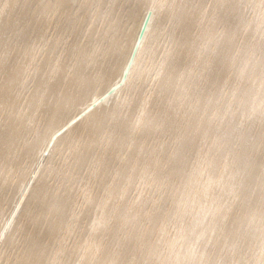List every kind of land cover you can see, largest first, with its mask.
Segmentation results:
<instances>
[{"label": "bare ground", "instance_id": "1", "mask_svg": "<svg viewBox=\"0 0 264 264\" xmlns=\"http://www.w3.org/2000/svg\"><path fill=\"white\" fill-rule=\"evenodd\" d=\"M74 1L70 0V4L66 6V0H0V61L8 67L7 72L0 76V111L6 108L13 110L17 106L16 98L20 94L18 90L26 84L28 67L35 57V44L40 45L48 41L46 29L51 28V23L57 22L63 13L67 17L71 16L69 19L72 24L73 16H77L79 9L82 13L86 12L88 0V3L81 2L77 7L73 5ZM115 1H110L111 6ZM206 1L198 0L195 8L188 11L190 0H160V8L155 6L157 0H133L135 4L129 6L126 19H114L110 22L109 30L103 32L102 35L108 37L106 46L103 43L104 46L97 51L89 47V43L80 46L82 48H76L79 51L69 62L63 60L59 63L60 58L56 60L59 61L57 68H53L48 78H41L37 83L33 78L36 92H30L29 99L22 107L30 108L29 119L33 123L36 121L39 106H43L45 114L48 115L44 120V130H39V124H30L29 133L33 136L29 135L21 140L22 151H31L32 157L23 175L17 180L12 197L0 207V233L30 177L37 167L38 169L0 239V264L39 263L45 251L50 249V245L43 246L45 238L54 239L55 244L50 250L48 264H207L209 259L211 264H218L213 261L214 257L222 256V248L225 245H228L229 249V244L226 243L234 240L231 235L237 226L242 235L240 240L247 241L251 248H248L245 254H233L235 258L232 264H264V206L260 209L250 208L247 222L244 224L242 214L233 212L237 190L256 186L255 193L258 197L261 194L260 200H264V159L261 161L260 158H264V0H209L211 7L208 6V9L206 6L207 11ZM101 3H105V0ZM120 3L123 1L120 0ZM100 5L102 4L99 2L96 10H101ZM247 5L253 12L248 10L251 14L246 15ZM109 8L107 11H112ZM99 11L98 13H101ZM148 12L150 17L146 29L124 83L99 101L103 94L120 81ZM46 15L51 16V20ZM166 18L172 20L170 25L167 23L169 27L175 21L180 28L178 30H181L179 39L181 44L185 45L183 55L179 57L178 54L179 58H174L171 52L164 50L151 88H148L144 95L136 90L134 92L138 95L133 96L131 92L132 89L135 90L136 82L141 78L143 81L148 71L142 68L140 62L143 56L152 50L150 39L161 33L162 23ZM197 22L200 28L198 27L195 33L196 29L193 32L192 30ZM94 23L96 24L95 21ZM176 24L172 26L173 31L176 30ZM31 28L35 29L36 33L30 39L28 35ZM87 34L89 35V32ZM168 34L171 36L172 31ZM93 38L95 41L96 38ZM53 45L55 42L50 44L52 49L55 47ZM40 49L42 50L41 47ZM56 56L58 58L62 54ZM97 56L101 58L96 64ZM41 58L37 60L35 57V60L40 61ZM35 60L34 63L37 62ZM64 68L70 70L69 74L66 73L69 75L67 78H63L65 74L62 75ZM178 73L184 79L188 73H196V78L200 81L194 77L195 81L191 80V83L186 85V92L193 96L192 111L187 113L186 117H181L182 122L176 123L169 117L156 129L158 124L150 117V107L155 97L161 95L173 76ZM137 88L139 89V85ZM14 89L16 92L13 93ZM218 97H221L220 100ZM90 105L92 108L86 114L68 126L71 120ZM123 107L128 108L126 115L118 117L117 113ZM35 110L37 111L34 116ZM134 111L135 119L132 115ZM213 111L217 119L214 113L212 114ZM121 112H124L123 109ZM104 119L109 120L108 124L105 121L109 130L107 129L106 137L103 135L105 143L102 144V151L99 152L98 148L99 153L94 152L97 154L94 160L97 164L108 163V154H111V151L119 152L118 148L121 147L122 151L116 155V164L111 166V173L106 176L97 170L98 167L88 168L92 170L90 177H86L80 187L78 185L76 194L70 184L64 185L65 181L62 189L47 192V175H53L57 169L55 167L54 170L50 162L54 154L61 150L60 145L67 143L68 138L75 132L82 131H85V137L89 139L88 144L93 143L96 140L95 134H99L100 129H103L101 123ZM19 122L22 124L18 125V128L24 127L22 120ZM66 125L68 127L61 134H57L49 146L52 136ZM255 125L260 127H256L260 129H257L256 133ZM25 127L20 133L22 137L28 131ZM29 127L27 124V128ZM10 142L9 138L5 141L6 144ZM144 150L145 155L142 154ZM256 150H259L261 155H253ZM89 154L90 148L74 154L73 157L77 162H84ZM220 166L222 170L219 169ZM97 178H100V181H97L104 186L101 198H95L96 194L92 193V183ZM155 187L163 191L177 190L171 196L175 203L173 208L165 206L169 198L162 199L165 205L149 208L151 202L143 195V191ZM132 189H136V194L129 197ZM166 190L165 192H168ZM44 195L47 197L44 198ZM31 196L35 198V213L30 208L21 225L26 222L25 224H36L37 227L41 222H46V227L43 231L39 228L33 230L34 233L27 237L26 242L23 241L24 255H14L16 258L11 260L8 252L3 253V247L12 234L20 229L21 213ZM79 197L84 201L80 202ZM170 200L172 201L171 198ZM132 219L140 220V224L144 222L147 226L144 225L145 228L137 233H129L125 231L124 226L129 225ZM80 223L83 224L81 228ZM24 228L25 231L26 227ZM75 230L81 234L78 239L74 238L73 249L68 251L66 239L76 232ZM159 235H163L160 240L163 245L156 243ZM246 247L244 245V248ZM70 252L76 254L71 255ZM70 256L74 258L71 262ZM45 258L47 260V255ZM219 264L225 263L223 261Z\"/></svg>", "mask_w": 264, "mask_h": 264}, {"label": "rangeland", "instance_id": "2", "mask_svg": "<svg viewBox=\"0 0 264 264\" xmlns=\"http://www.w3.org/2000/svg\"><path fill=\"white\" fill-rule=\"evenodd\" d=\"M84 1H86V0H75L74 1V3H73V5L75 6V7H77L78 6V4L79 3H83ZM100 2V4H102V5H100V7H102V8H100L99 7V9H101L99 12H101V13H98V11L96 10V8L98 7V5H99V2ZM92 0V1H90V0H88V6H87V8H86V12L85 13H82L81 11V9H79L77 12H76V14H77V16H73V23L71 24V22H70V19H69V17H71V16H69V17H67L65 14H61L60 16H59V20L57 21V22H54V23H51V28L50 29H46L47 30V36H48V38L50 39V41H49V39H48V41H46L44 44H40V45H38V43L37 44H35V46H37L36 47V49H34L35 51H34V55H35V57H36V59L37 60H39L40 59V57H42L41 58V60L40 61H37V60H35V57H34V59H33V63L28 67V80L26 79V84L24 85V87H20L19 88V90L18 91H20L19 93V95H17L16 97V99H17V101L18 102H16L17 104V106H15V108L12 110H10V109H8V108H6V109H2L1 111H0V113H3V114H0L1 116H0V207H1V205L4 203L5 204V202L7 201V200H9L11 197H12V195H13V193H14V191H15V186H16V184H17V180H19V177H21L22 175H23V171L26 169V166L28 165V161H29V159L32 157V155H31V151H29V152H26V150L24 151V149H23V151H22V144H21V140H24V138H26V137H28L29 135H30V137L31 136H33V134H30L29 132H31V130H30V128H31V126H30V124H34L35 123V125L37 124H39L38 125V127H40L39 128V130L40 131H42V130H44V128H45V118H46V116L48 115V113L47 114H45V111H44V108H42L43 106H39V108H40V110H39V108L37 109V110H35V111H33V114H34V116H35V113H36V111H37V113H36V117H35V122L33 123V122H31L30 121V117H29V112L31 111L30 110V108L29 107H25V108H23L24 107V102H25V104H26V100H28L29 99V97H30V95L32 94V92H34V90H35V83H37L39 80H41V78H42V80H45L46 78H48L49 77V75H50V73H51V71H53L54 69H56L57 68V63L59 62H57L56 60H59V58H60V62L59 63H61L63 60H67V62H69V60H70V58L72 59V57L74 56V54L76 55V52L77 51H79V50H77V49H79L80 48V46H84L85 44H88L89 43V47H91L92 49H95V51H97L98 50V48H100V47H102V46H104L105 44H107V36H103L102 34H103V32H107L108 30H109V26L111 25V23L114 21V19H116V18H119V17H122V19L123 20H125L126 19V14H127V10L128 9H130L129 8V6L130 5H132L133 4V6H134V2H133V0H121V1H123V3L121 4L120 3V0L118 1V0H116L115 1V3H114V5H112L111 6V0H105V3H101V1L102 0ZM209 0H207L206 1V5H205V9H206V11L208 10V9H210L209 7H211L210 6V2H212L211 0H210V2H208ZM95 2H96V4H95ZM103 2H104V0H103ZM109 2V3H108ZM117 2H119V3H117ZM125 3V4H124ZM70 4V0H66V6H68ZM119 5V6H116V5ZM198 4V0H194V1H191L190 0V2L188 3V6H187V10L188 11H191V10H193V8H195V5H197ZM212 4V3H211ZM95 5V6H94ZM121 5H123V6H121ZM127 5V6H126ZM106 6H109L108 8H109V10L111 9L112 11H107L108 10V8L106 7ZM208 7V9H207V7ZM95 7V8H94ZM120 7V8H119ZM131 7V6H130ZM245 7H246V9H245ZM244 7V9L247 11H245L244 10V12H246V15H247V13L249 14L250 12L252 13L253 11H251L250 10V8L248 9L247 7H248V5L247 6H245ZM125 8V9H124ZM124 9V12L122 11ZM84 10V9H83ZM97 12H96V11ZM107 11V13L106 12H104V11ZM248 10L250 11V12H248ZM31 12V11H30ZM105 13V14H104ZM110 13V14H109ZM113 13H114V15H113ZM120 13V14H119ZM250 13V14H251ZM93 14H96V15H93ZM99 16H98V15ZM115 14H116V16H115ZM118 14V15H117ZM93 15V16H92ZM100 15H101V17H100ZM33 16V15H32ZM47 17H49V19L51 20V16H49V15H46ZM90 16V17H89ZM95 16H97L98 18H95ZM105 16V17H104ZM106 16H108V17H110L109 19H108V17H106ZM114 16V17H113ZM124 16V17H123ZM82 17V18H81ZM85 17V19H83ZM99 17L101 18V19H99ZM113 17V18H112ZM81 18V19H80ZM92 20H91V19ZM112 18V19H111ZM94 19H99V20H94ZM171 19V18H170ZM169 18H166V20H164L163 21V23H162V26L163 27H161L162 28V30H160V32L162 33H158L156 36H153V39H150V40H152L151 41V43L153 44V46H152V44H151V48H152V50L150 51V52H148L147 53V55L146 56H143V58H142V60H141V62H140V65L142 66V68L144 67L146 70H148L147 72H146V75H144V77L147 79H145L144 77H143V81L140 79V80H138V81H141L140 82V84L141 83H143V82H146V83H144L143 85L141 84H139V83H137L136 82V85H135V87H134V89L135 90H133L132 89V95L134 96L135 94L136 95H138V93L139 94H141V95H144V94H146L147 92H148V90L151 88V85L153 84V81L152 80H154L153 78L155 77V75H154V73L159 69V66H160V63H161V59H162V56H163V52H164V50H165V52L166 51H168L171 55H173L174 56V58H177L178 57V54H179V57H181L180 55H183L182 53V51H183V49L185 48V45L184 44H181V41H180V39H181V30L179 31L178 29H180L179 28V26L175 23V21H173L172 23H173V25L171 24V26L169 27L168 25H170V23H171V21L172 20H170ZM90 20V22L88 23V21ZM106 20V21H105ZM109 20V21H108ZM170 20V21H169ZM92 21V22H91ZM94 21L96 22V24L94 23ZM169 21V22H168ZM106 22V23H105ZM111 22V23H110ZM88 23V24H87ZM91 23V24H90ZM101 23H103L102 24V26H101ZM110 23V24H109ZM167 23H168V25H167ZM92 24H94V25H92ZM105 24V25H104ZM176 24V30H175V27H174V30L175 31H173V28H172V26H174ZM197 24H199L198 22L196 23V25H195V27L193 28V30H192V32L194 31L195 33H196V31L198 30V27L200 28V25L198 26ZM96 25V26H95ZM165 25V26H164ZM90 26H93V27H90ZM101 26V27H100ZM103 26H104V28H103ZM167 26H168V29H167ZM52 27H54V29L52 28ZM178 27V28H177ZM42 27L40 26L39 27V29H41ZM88 28H89V30H88ZM172 28V29H171ZM96 29V30H95ZM102 29V30H101ZM163 29H165V31L166 32H168V33H170L171 34V31H172V35H173V37H171L168 33L166 34V33H164L165 31H163ZM170 31V32H169ZM89 32V35L87 34ZM97 32H99V33H97ZM100 32H102V33H100ZM34 33H36L35 32V29H33V28H31L30 29V33H29V35H28V37L31 39L32 38V36L34 35ZM176 33V34H175ZM178 33H179V35H178ZM195 33H192V34H195ZM86 34H87V36H86ZM99 34V35H98ZM52 35V36H51ZM93 35H95V37L93 38ZM98 35V36H97ZM91 36V37H90ZM100 36V37H99ZM179 36H180V39H179ZM155 37H157V38H155ZM60 38V39H59ZM92 38L93 39H95L96 38V42L94 41V40H92ZM102 38V39H101ZM52 39V40H51ZM179 39V40H178ZM106 40V41H105ZM52 41H54L55 42V45H53V46H55V47H53V49H52V46H50V44H53L54 42H52ZM100 41H102V42H100ZM51 42V43H50ZM85 42V43H84ZM106 42V43H105ZM50 43V44H49ZM68 43V44H67ZM72 43V44H71ZM75 43V45H73ZM78 43V44H77ZM92 43V44H91ZM96 43V44H95ZM101 43V44H100ZM103 43H104V45H103ZM155 43V44H154ZM166 43V46H164V44ZM66 44V45H65ZM71 44V45H70ZM93 44L95 45V46H93ZM168 44V45H167ZM49 45V46H48ZM65 45V46H64ZM77 45V46H76ZM91 45V46H90ZM157 45V46H156ZM46 46H48V49H47V47ZM69 46H72V48L71 49H74V51H72L70 48H69ZM74 46V47H73ZM76 46V47H75ZM106 46V45H105ZM40 47L42 48V50L40 49ZM66 47H67V49H69L68 51H67V49H66ZM81 47V48H82ZM153 47H155V48H153ZM163 47H165V48H163ZM39 48V49H38ZM51 48V49H50ZM56 48H58V50H59V52H58V50L56 49ZM65 48V49H64ZM77 48V49H76ZM80 48V49H81ZM168 48H170V50L168 49ZM56 51H55V50ZM155 49H156V51H155ZM168 49V50H167ZM38 50H40V52H38ZM65 50V51H64ZM76 50V51H75ZM53 51V52H52ZM55 51V52H54ZM63 51V52H62ZM71 51H72V53H71ZM161 51H162V53H161ZM37 52H38V55H37ZM58 52V53H57ZM65 52V53H64ZM154 52V53H153ZM167 52V53H168ZM36 53V54H35ZM69 53H70V55H69ZM60 54H62V56H59L58 58H57V56L56 55H60ZM65 54V55H64ZM148 54H149V56H148ZM161 54H162V56H161ZM64 56V57H63ZM172 56V57H173ZM176 56V57H175ZM39 57V58H38ZM45 57V58H44ZM148 57V58H147ZM151 57V58H150ZM178 57V58H179ZM62 58V59H61ZM68 58V59H67ZM99 58V59H98ZM100 56H97L96 57V59H97V61H96V64L99 62L98 60H100ZM46 59H47V61L49 60V62H47L46 61ZM145 59V60H144ZM160 59V60H159ZM34 60H35V62L36 63H34ZM147 60L149 61V63H147ZM185 60V59H184ZM183 60V61H184ZM56 61V62H55ZM53 63V64H52ZM56 64V65H55ZM103 64H104V62H103ZM44 66V67H43ZM237 66V65H236ZM56 67V68H55ZM48 68H49V71H48ZM54 68V69H53ZM70 68V67H69ZM7 69H8V67L6 66V63H3L2 61H0V76L2 77L3 75H4V73H6L7 72ZM52 69V70H51ZM64 73H62V75L63 74H65L64 76H63V78H65V76H66V78L69 76V75H67V74H69L68 72H70V70L69 69H67L66 70V68H64ZM69 70V71H68ZM163 70V69H162ZM166 70V67H165V69H164V71ZM175 70L177 71V68H175ZM150 71V72H149ZM153 71V72H152ZM47 72V73H46ZM48 72H49V74H48ZM149 72V73H148ZM152 72V73H151ZM67 73V74H66ZM162 73V71L160 72V74ZM149 74V75H148ZM151 74V75H150ZM159 74V75H160ZM46 75H48V76H46ZM158 75V76H159ZM195 75V76H194ZM45 76V77H44ZM148 76H149V78H148ZM196 73L195 74H190V73H188L187 74V76H186V78L184 79V78H181V76H180V73H178V74H176L175 76H173V78L171 79V81H170V83H169V85H168V87L161 93V95H158L157 97H155V99H154V101H153V104L151 105V107H150V117H151V119H153L154 120V122L155 123H157L158 125H157V127H156V129L158 128V127H161L165 122H166V120L169 118V117H172L173 119H174V121L177 123V122H182V119H181V117L182 116H187V113H190L191 111H192V109H191V104L193 103V96L191 95V94H188L187 92H186V85L189 83H191V82H193V81H195V80H198V78H196ZM39 77H40V79H39ZM44 77V78H43ZM194 77H195V80H193L194 79ZM29 78H31V79H29ZM33 78L35 79V83H34V80H33ZM37 78V79H36ZM150 79H151V81H150ZM146 80V81H145ZM192 80V81H191ZM201 80V79H200ZM31 81H33V83L31 82ZM191 81V82H190ZM199 81V80H198ZM149 82V83H148ZM151 82V83H150ZM200 82V81H199ZM28 83V84H27ZM147 83H148V85H147ZM201 84H203V81H201ZM200 84V85H201ZM77 85V84H76ZM138 85H139V89L137 88L138 87ZM145 85V86H144ZM78 86V85H77ZM142 86H143V88H142ZM150 86V87H149ZM141 88V89H140ZM149 88V89H148ZM17 89V88H16ZM16 89H14L12 92L14 93V91L16 92ZM147 89V90H146ZM138 91V93L137 92H134V91ZM142 92H141V91ZM32 91V92H31ZM147 91V92H146ZM30 92H31V94H30ZM36 92V91H35ZM34 92V93H35ZM146 92V93H145ZM21 94H23L22 95V97H21ZM29 95V96H28ZM34 96H36V95H34ZM220 96V95H219ZM26 97V98H25ZM19 98V99H18ZM220 98L221 97H218V99L220 100ZM24 99H25V101H24ZM20 100V101H19ZM218 100V101H219ZM19 103V104H18ZM19 106V107H18ZM23 106V107H22ZM21 107V108H20ZM17 108V109H16ZM125 107H123V108H121V110L123 109V111L124 112H121V110H119L118 111V113H117V115H118V117L120 116V117H122V116H125L126 115V112H127V109L128 108H126V109H124ZM27 109V110H26ZM5 110H6V112H5ZM16 112H15V111ZM25 110V111H24ZM41 110H43V111H41ZM3 111V112H2ZM7 111H8V114H7ZM21 112V113H20ZM26 112H27V114H26ZM35 112V113H34ZM40 112V113H39ZM120 112H121V114H120ZM18 113H20V115L21 116H19V114ZM214 113V114H213ZM5 114V115H4ZM41 114V115H40ZM125 114V115H124ZM168 114V116H166ZM212 114L214 115V117L216 118V115H215V112L213 111L212 112ZM133 118L135 119V117H136V111H134L133 112ZM189 115V114H188ZM41 116V117H40ZM27 117V118H26ZM40 117V118H39ZM37 118V119H36ZM132 118V119H133ZM24 119H26V120H24ZM29 119V120H28ZM217 119V118H216ZM215 119V120H216ZM19 120L21 121L22 120V122H23V125L22 126H26L25 127V130H28L27 132H25V135H24V137H22L21 136V131L23 130V128L24 127H21V128H18V125H20V124H22L21 122H19ZM30 121V123H28ZM40 121V122H39ZM44 121V122H43ZM107 122V124L109 123V120L107 119V120H105L104 119V121L101 123V127L103 126V129H100V131L101 132H99V134L97 133V134H95V136H96V140L93 142V143H91V144H88V142H89V139H88V137H85L86 136V133H85V131H82V132H75L71 137H70V139L68 138V140L66 141L67 143H70V145H68L67 143H65V142H63L61 145H60V151L58 150L55 154H54V156L52 157L53 159L51 160V162H50V165H52L53 166V168H54V170L57 168L58 169V171H57V169H56V171H55V173L53 174V175H50V174H48L47 175V178L46 179H48V183H46V186H47V192L49 191V193H51V192H54V190L57 192L58 190H60V189H62V184H64V181H65V184L64 185H71V189L74 191V194H76L75 192H76V190L78 191V185H79V187L83 184V182H84V180H86V177L88 178V176L90 177V172L92 171H90V169H95L96 167H98L97 168V170H99V171H102V173L103 174H105L106 176H108L110 173H111V166H113V165H115L116 164V155H117V153H119V152H121L122 151V148L121 147H119L118 149H119V152H116V151H111V154H108V159H107V161H109L108 163L106 162L105 164H97L96 163V161L94 160L95 159V155H97L99 152H100V150H101V148L103 147V145L102 144H104L105 143V140H104V138L107 136V131L109 130V128H108V126H105L106 125V122ZM25 122V123H24ZM37 122V123H36ZM39 122V123H38ZM28 124V127L29 128H27V124ZM43 123V124H42ZM256 127H259L258 125H255V128H254V126H253V128L255 129L254 130V132L256 133V132H258L260 129H258V128H256ZM260 128V127H259ZM108 129V130H107ZM257 129H258V131H257ZM28 135H27V134ZM77 133V134H76ZM80 133V134H79ZM76 135V136H75ZM83 135H84V138H87V139H84V138H82L83 137ZM100 135V136H99ZM105 137H104V136ZM98 137V138H97ZM99 137H101V138H99ZM103 137V138H102ZM7 138H9L10 139V143H5V141H6V139ZM76 138H78L77 140H74V139ZM73 139V140H72ZM70 140V141H69ZM138 140V139H137ZM74 141V142H73ZM97 141H98V143H97ZM103 141V142H102ZM65 143V145H63ZM71 143H74V144H71ZM67 144V145H66ZM88 144V145H87ZM96 145V146H95ZM97 145H99V146H97ZM102 145V146H101ZM64 146H65V148H64ZM71 146V148H68V147H70ZM140 146H141V144H140ZM63 147V148H62ZM66 148H67V150H66ZM90 148V154L89 155H87V158H86V161H84V162H77L76 160H75V157H73V156H75L76 155V153H82V152H85V150L86 149H89ZM95 148V149H94ZM98 148H99V150H98ZM64 150V151H63ZM99 152H98V151ZM62 151V152H61ZM92 151V152H91ZM102 151V150H101ZM68 152H69V154H68ZM71 152V153H70ZM74 152V153H73ZM97 152V154H95V153ZM29 153V154H28ZM73 154V155H72ZM75 154V155H74ZM143 155H145L146 154V151L144 150V152L142 153ZM257 154V155H256ZM261 155V153H260V151L259 150H256V152H254L253 153V155H256V156H258V155ZM94 155V156H93ZM260 157V156H259ZM261 158V161L264 159L263 158V156H261L260 157ZM72 161H74V163L72 162ZM89 161H90V164H89ZM192 162H193V160H191ZM190 161V163H192ZM73 164V166H71ZM75 164V165H74ZM58 165V166H57ZM91 165V166H90ZM94 165H95V167H94ZM86 166H87V168H86ZM90 166V167H89ZM56 167V168H55ZM88 168H90V169H88ZM60 169V170H59ZM220 170H222V168H221V166H220V168H219ZM61 171V172H60ZM60 172V173H59ZM57 173V174H56ZM59 173V174H58ZM62 173V174H61ZM55 175V176H54ZM64 175V176H63ZM71 175H72V178H71ZM49 176H52V177H49ZM65 176H66V178H65ZM70 176V177H69ZM49 177V178H48ZM63 177V178H62ZM68 177V178H67ZM61 178V179H60ZM65 179V180H64ZM72 179V180H71ZM99 179V181H100V178H97L96 180L94 179L93 180V185H92V193L94 192V194H96L94 197L95 198H101V195L103 194V191H102V188L104 187V186H102L101 184H100V182L99 181H97ZM69 182H68V181ZM83 180V181H82ZM59 181V182H58ZM61 181H62V183H61ZM74 181V182H73ZM96 181V182H95ZM58 182V183H57ZM15 183V184H14ZM95 184V185H94ZM54 186V187H53ZM56 186H57V188H56ZM60 188H59V187ZM13 187V188H12ZM52 187V188H51ZM76 189H75V188ZM94 187V188H93ZM50 188H51V190H50ZM12 189V190H11ZM58 189V190H57ZM53 190V191H52ZM134 190V191H133ZM165 190L166 189H164V191L162 190V189H160V190H158V188H156L155 187V189H150V190H144L143 191V195H145V197L147 198V200H149L151 203H149V202H147V203H149V208L150 207H156V208H158L159 206H162V205H165L164 203H165V201L163 202V200L162 199H164V200H166L167 198H169V200L167 201L166 200V207L168 208H173L172 206H175V203H174V200H173V197H171L172 196V194H174V192H176L177 190L175 189L174 190V192H173V190H172V192H171V190H166V191H168V192H165ZM10 191H11V193H10ZM147 191H148V193H147ZM152 191V192H151ZM160 191L163 193V195H162V193H160ZM133 192V193H132ZM136 189H132V191L130 192V195H129V197L131 196H134L136 193ZM146 192V193H145ZM171 192V193H170ZM256 192V186H254L253 188H248V187H245L244 188V190H237V195H236V198H235V200H234V208H233V212H235L236 214H242V217H244V221H243V224L245 223V222H247V217H248V213H249V209L250 208H252V207H256V208H258V209H260L261 207H263L264 206V200H260V197H261V194H260V197H258V195H257V193H255ZM9 193V194H8ZM166 193V194H165ZM167 193H169V194H167ZM98 194V195H97ZM133 194V195H132ZM148 194V195H147ZM171 194V195H170ZM9 195H10V197H9ZM164 195H166V197L164 196ZM169 195H170V197H169ZM8 196V197H7ZM78 196V195H77ZM97 196V197H96ZM100 196V197H99ZM47 196H45L44 195V198H46ZM158 197V198H157ZM162 197V198H161ZM170 198L172 199V201L170 200ZM153 199H155L154 200V202H153ZM35 200V198H33V196H31V197H29V200H28V202H27V204H26V206H25V208H23V210H22V213H21V218H20V223H19V226H20V229L19 230H17V231H15V233L14 234H12V236L10 237V239H9V241L7 242V243H5V246L3 247V253L6 251V252H8V255L10 256V259L12 258V259H15L16 257L15 256H18V255H24V248H25V242H26V239H27V237L29 236V235H31L32 233H34L33 232V230L35 231L36 229H40V231H41V229H42V231L45 229L44 227H46L45 226V224H46V222L44 223H40V225H37V227L35 226L36 224H33V223H27V224H25L24 223V225H21V221L22 220H24L25 219V217H26V215H27V212L29 211V209L31 208L33 211L36 209V208H34L33 207V201ZM152 200V201H151ZM160 200V201H159ZM79 201L80 202H83L84 200L81 198V197H79ZM156 202V203H155ZM157 202H158V204H157ZM159 202H161V204L159 203ZM167 202H168V204H167ZM174 203V205H173V203ZM170 203V204H169ZM154 204V205H153ZM85 205V203L83 204V206ZM151 205V206H150ZM158 206V207H157ZM171 206V207H170ZM92 207V206H91ZM42 212H44V210L42 211ZM34 213H35V211H34ZM48 217H49V215H48ZM86 221V220H85ZM84 221V222H85ZM137 220L136 219H132L130 222H129V225H126V226H124V228H125V231H129V233H131V232H133V231H135L136 233L138 232V231H142V228L144 229L145 228V226H147V225H145V223L144 222H142L143 224H140V220H138L139 221V224H138V221L136 222ZM83 223V222H82ZM82 223H80V224H82ZM32 224V225H31ZM145 225V226H144ZM22 226V227H21ZM38 226H40V227H38ZM246 226V225H245ZM24 227H26V230L24 231ZM81 227H83V224L80 226V228ZM131 227H133V229H131ZM28 228V229H27ZM32 229V230H31ZM83 229V228H82ZM132 230V231H131ZM76 232H77V230H75ZM26 232V233H25ZM74 232L75 233V236H74V233H72L71 234V236L69 235V237H67V241L66 242H68V243H66V248H67V250L68 251H70V250H72L73 249V242H74V238H76V239H78L79 238V236H80V232ZM76 234H79V235H76ZM25 235V236H24ZM23 236V237H22ZM242 235H241V233L239 232V227L237 226V228H236V230H235V232L234 233H232V235H231V239H234V240H232V242L230 243V242H227L226 244H229V249H228V245H225L224 246V248H222L221 250H222V256L219 258L217 255H215V257H216V259H215V257H214V260L213 261H215V262H217L218 264L220 263V262H223L224 261V263L225 264H232V262H233V260H234V258H235V256L234 255H236V254H239V255H241V254H245V253H247L248 252V250L251 248V247H249V243L247 242V241H244V240H240ZM162 237H163V235H159V238H157V242L156 243H158V244H160V245H163L162 244V242L160 241V240H162ZM70 238V239H69ZM21 239V240H20ZM72 239V240H71ZM239 239V240H238ZM23 241H25L24 243H23ZM54 239H52V238H50V239H48V238H45V240H44V242H43V246L44 245H50V249H48V250H46L45 251V254H44V256L42 257V261H40L39 263H35V262H33V264H48L49 262H47L49 259V257H50V250H51V248H52V246L54 245L55 246V244H54ZM70 241V242H69ZM237 241H238V243H237ZM51 242H52V244H51ZM234 242H236V244L234 243ZM241 242V243H240ZM244 242H246V243H244ZM22 245H21V244ZM50 243V244H49ZM7 244V245H6ZM68 244V245H67ZM69 244H70V246H69ZM230 244H232V246L230 245ZM234 244V245H233ZM238 244V245H237ZM245 245V247H246V245H247V247L246 248H244V245ZM236 245V246H235ZM252 246H254V244L252 245ZM24 247V248H23ZM232 247H234V248H232ZM240 247H241V249H240ZM10 249V251H9V249ZM69 248H71V249H69ZM243 248V249H242ZM249 248V249H248ZM4 249H6V250H4ZM17 249V250H16ZM20 249V250H19ZM163 249L164 250H166V248L165 247H163ZM234 249V250H233ZM238 249V250H237ZM240 249V250H239ZM22 250H23V252H22ZM227 250V251H226ZM20 253H19V252ZM232 251V252H231ZM240 251V252H239ZM245 251V252H244ZM48 252V253H47ZM225 252H226V255H227V253H228V255L226 256L225 255ZM250 252V251H249ZM10 253H13V254H10ZM15 253V254H14ZM212 253H214V250L212 251ZM70 254L71 255H75L76 254V252H70ZM234 254V255H233ZM15 255V256H14ZM46 255H47V260H46ZM231 255V256H230ZM226 256V257H225ZM229 256H230V258H229ZM233 256V257H232ZM224 257V258H223ZM70 258H71V260H70ZM227 258V259H226ZM232 258V259H231ZM11 259V260H12ZM74 258H72V256H70L69 257V262H71L72 260H73ZM229 259V260H228ZM231 260V261H230ZM209 261V263H207V264H211V259H209L208 260ZM47 262V263H46ZM228 262V263H227ZM231 262V263H230ZM2 264V263H1Z\"/></svg>", "mask_w": 264, "mask_h": 264}, {"label": "water", "instance_id": "3", "mask_svg": "<svg viewBox=\"0 0 264 264\" xmlns=\"http://www.w3.org/2000/svg\"><path fill=\"white\" fill-rule=\"evenodd\" d=\"M149 17H150V12H148V13L146 14V16H145V18H144V20H143V22H142V25H141L140 30H139V32H138V35H137L136 41H135V43H134V45H133V48H132V50H131V53H130L129 59H128V61H127V64H126V66H125V69H124V71H123V74H122V76H121L120 81H119L116 85H114L113 87H111V88H110L105 94H103V95L100 97L99 101L102 100L104 97L108 96L110 93H112L115 89H117L119 86H121V85L124 83V81H125V79H126V76H127V74H128L129 68H130V66H131V64H132V62H133L134 56H135V54H136V52H137L138 46H139V44H140V41H141V39H142V36H143V34H144V31H145V29H146V26H147V23H148ZM93 105H95V103H94ZM91 108H92V107H91V105H90L88 108H86L85 110H83L78 116H76L73 120H71V122L68 123V126H70V125L73 124L75 121H77L81 116H83L84 114H86ZM68 126L66 125V126L62 127L57 133H55V134L52 136L51 141H50V143H49V146H50L51 142L54 140V138L57 136V134H61V133H62V132H63ZM37 169H38V167H37L36 170L34 171L33 175L30 177V179H29V181H28V183H27L25 189L23 190V192H22V194L20 195L18 201L16 202L15 207H14L12 213L10 214V216H9V218H8V220H7V222H9V221L11 220V218L13 217V215L15 214V212L17 211L18 206L20 205V203H21V201H22V199H23V197H24V195H25V193H26V189H27L28 186L30 185V183H31V181H32V179H33V177H34V175H35ZM7 222H6V225H7ZM6 225L3 227V229H2V231H1V233H0V239H2V237H3V235H4V232H5V230H6Z\"/></svg>", "mask_w": 264, "mask_h": 264}, {"label": "snow or ice", "instance_id": "4", "mask_svg": "<svg viewBox=\"0 0 264 264\" xmlns=\"http://www.w3.org/2000/svg\"><path fill=\"white\" fill-rule=\"evenodd\" d=\"M157 8L162 7V3L160 2V0H157V4L155 5ZM166 6V5H163Z\"/></svg>", "mask_w": 264, "mask_h": 264}]
</instances>
